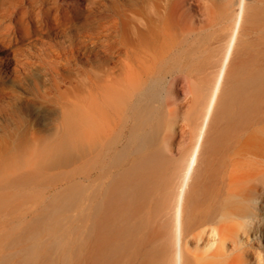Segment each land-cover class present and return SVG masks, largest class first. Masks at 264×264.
<instances>
[{"label":"bare ground","instance_id":"bare-ground-1","mask_svg":"<svg viewBox=\"0 0 264 264\" xmlns=\"http://www.w3.org/2000/svg\"><path fill=\"white\" fill-rule=\"evenodd\" d=\"M69 1L84 14L89 48H82L81 55L89 68L82 69L78 87L69 83L61 90L54 82L66 99L61 104L64 121L51 132L52 140H42L36 151L48 155L49 166H72L67 175L78 161V168L86 161L95 167L117 144L147 155L94 209L102 222L118 210L131 213L150 193L151 174L160 163V118L173 114L171 104L181 103L178 90L196 91L213 69L195 140L183 158L173 205L162 226L170 245L167 264H235L228 259V243L239 244L241 233L248 230L259 232L264 241V38L251 40L264 17L255 9L246 15L248 0L228 3L224 14L214 5L205 13L200 0ZM53 9L56 0H0V44L12 45L13 62L4 66L6 71L16 73L33 63L18 58L20 44L31 26L41 27ZM222 41L221 48L216 46ZM49 45H37L24 56L41 59L51 50ZM59 53L65 60L77 54L72 46ZM207 57L213 62H206ZM158 94H163L160 100ZM75 153L82 156L74 162ZM76 189L73 184L53 195L50 203L56 206L47 211L56 215L72 207ZM206 227L216 237L214 247L197 254L191 242L198 241L197 230Z\"/></svg>","mask_w":264,"mask_h":264},{"label":"rangeland","instance_id":"rangeland-1","mask_svg":"<svg viewBox=\"0 0 264 264\" xmlns=\"http://www.w3.org/2000/svg\"><path fill=\"white\" fill-rule=\"evenodd\" d=\"M236 1L200 0L205 13L214 5L222 14L228 3ZM56 2L57 10L51 11L41 27L31 26L20 44L18 58L34 59L33 63L23 66L25 69L19 68L16 73L6 71L4 66L13 62L12 45L0 44V264H167L170 245L164 237L163 218L173 205L180 166L192 149L200 121L197 118L205 107L204 96L214 70L208 69L204 83L196 91L178 90L177 98L181 103L171 104L168 109H174L173 114L160 118L156 144L161 164H157L151 174L150 193L139 200L131 213L124 215L123 210H118L108 222H102L95 216L96 205L110 195L115 185L127 180L132 166L147 155H141L131 146L117 144L95 167H90V161H86L78 168L82 164L78 161L74 172L67 175L72 166H49L48 155L36 151L42 146V140H52L51 132L64 121L62 105L66 99L57 92L54 82L61 84V90L69 83L78 87L80 74L89 68L81 55L82 48H89L84 14L74 8L75 2ZM247 2L246 15L255 9L259 18L264 17V0ZM235 8L236 5L231 7ZM221 33L224 35L225 31ZM251 36L253 43L264 38V19H260ZM224 43L216 46L221 48ZM43 44H51L52 48L41 59L24 56ZM71 46L77 56L69 60L64 56L59 58L60 50ZM210 59L212 57H207L205 61L212 63ZM158 95L160 100L163 94ZM117 153L121 155L115 164L113 158ZM76 154L74 162L82 156ZM83 155L88 157L86 150ZM90 169L94 170L93 174ZM27 173L29 176L22 179ZM96 176L100 177L96 179ZM73 184L77 189L73 193L76 199L72 207L56 215L50 214L47 210L56 206L50 203L51 197ZM58 202H62L61 198ZM38 222L41 225L36 227ZM197 234L199 240L191 242L197 254L214 247L216 237L209 228L198 229ZM238 243H228L230 261L264 264V241L259 232L241 233Z\"/></svg>","mask_w":264,"mask_h":264}]
</instances>
